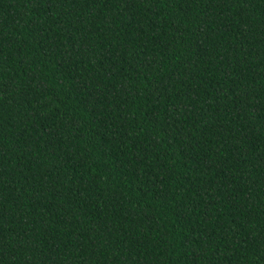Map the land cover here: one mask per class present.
<instances>
[{"label":"trees","instance_id":"trees-1","mask_svg":"<svg viewBox=\"0 0 264 264\" xmlns=\"http://www.w3.org/2000/svg\"><path fill=\"white\" fill-rule=\"evenodd\" d=\"M0 264H264V0H0Z\"/></svg>","mask_w":264,"mask_h":264}]
</instances>
